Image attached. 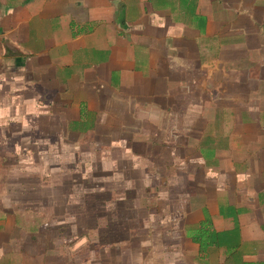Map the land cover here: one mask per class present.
<instances>
[{
  "label": "crops",
  "instance_id": "crops-1",
  "mask_svg": "<svg viewBox=\"0 0 264 264\" xmlns=\"http://www.w3.org/2000/svg\"><path fill=\"white\" fill-rule=\"evenodd\" d=\"M53 115L68 141L183 148L202 169L143 264H264V0H0V264H54L36 188Z\"/></svg>",
  "mask_w": 264,
  "mask_h": 264
},
{
  "label": "rangeland",
  "instance_id": "rangeland-1",
  "mask_svg": "<svg viewBox=\"0 0 264 264\" xmlns=\"http://www.w3.org/2000/svg\"><path fill=\"white\" fill-rule=\"evenodd\" d=\"M211 93L217 95L214 101L219 102V86L215 81ZM58 117L53 115V121ZM165 117L172 119L170 115ZM54 124L57 126L49 139L54 151L50 163L36 164V188L45 187L52 193L51 212H46V218L50 216L53 263L82 264L88 256L91 260L93 257L94 264H140V258L143 264L141 253L162 248L156 243L157 235L178 234L174 225L179 218L178 206L186 203L184 193L189 173H199L202 169L190 164L186 156L183 158V153L187 154L183 148L178 152L177 148L156 144L145 149L133 145L96 146L97 133L91 137L89 131L79 133L82 142L74 143L68 141L69 131L58 130L61 125L58 121ZM84 124L83 127H88L89 121ZM183 134L184 131L178 137L168 134L165 138H173L176 143ZM146 135L151 137L149 131ZM155 139H160L159 144L163 140L161 136ZM172 151L174 158L170 156ZM44 172L45 178L38 177ZM161 223L162 227H158ZM123 225L127 226L126 231ZM148 236L152 242L149 248H143ZM123 237L128 238L125 244L120 243Z\"/></svg>",
  "mask_w": 264,
  "mask_h": 264
}]
</instances>
